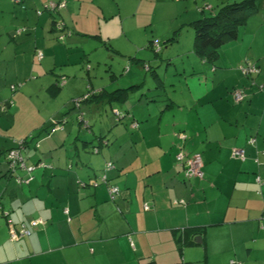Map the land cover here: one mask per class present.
I'll return each mask as SVG.
<instances>
[{
	"label": "crops",
	"instance_id": "1",
	"mask_svg": "<svg viewBox=\"0 0 264 264\" xmlns=\"http://www.w3.org/2000/svg\"><path fill=\"white\" fill-rule=\"evenodd\" d=\"M49 1L64 2L57 15L42 8ZM176 1L189 5L0 0V264H264V0H255L256 12L214 61L193 52V30L155 32L159 4ZM200 1L202 14L237 2ZM54 19L70 30L63 41ZM153 39L158 56L147 47ZM245 60L257 70L244 74ZM145 62L154 82L146 90L140 84L124 103H70L88 86L138 85ZM123 63L128 69L118 77ZM115 108L132 114L138 129L128 115L116 121ZM50 121L64 128L43 131ZM98 136L113 143L92 152ZM24 138L27 166L44 165L19 183L7 173L5 154ZM180 149L202 155V178H184L174 161ZM110 186L119 189L114 198ZM21 223L30 234L11 241L10 227Z\"/></svg>",
	"mask_w": 264,
	"mask_h": 264
},
{
	"label": "trees",
	"instance_id": "2",
	"mask_svg": "<svg viewBox=\"0 0 264 264\" xmlns=\"http://www.w3.org/2000/svg\"><path fill=\"white\" fill-rule=\"evenodd\" d=\"M22 1L23 0H20L19 3H15V4L23 5ZM59 10L60 9L47 10V12H49L51 15H54L55 13L57 15V11ZM256 10H257V5H256L255 0H241V1L225 4L217 8V10L210 15L203 16V17L192 20L190 22V25L193 30V52L201 59H204L207 61H214L218 55L219 49L227 42L232 41L236 38L240 26L244 23L245 19L248 16L254 14ZM200 11L202 12L201 9ZM58 22L60 21L55 20V19L53 20L52 30L59 34V31L54 28L55 24ZM64 29H63V32H64ZM65 31L70 32V30L68 29ZM58 34H57V37H58ZM169 40H172V38H170ZM59 41H63V40H59ZM154 41L155 40H150L147 44V47L150 48L154 52V54L158 56L160 49H161V44H160V41L157 40L158 49L156 50V48H154L153 46ZM143 68L145 71H149L150 65L147 62H145L143 64ZM127 69L128 67L124 69V71ZM60 83L62 84V80L61 82H58V84ZM140 84L141 83H139L138 85L137 83L130 84L126 87L116 88L112 91H107L105 89H101L100 91H94L88 86L87 91L84 94H82L79 97L71 98V104L73 105L74 108H78L79 105L83 102L94 100V99H99V98L108 103H111V102L124 103L126 100L129 99L131 95L130 93H132V91L135 90L136 88H139ZM76 99H80V100L75 102L74 100ZM0 104L6 107V103L2 102ZM114 114H115L116 121H121L123 117L128 115L129 127L132 129H138L139 122L132 116V114H129L127 112H120L116 108H115ZM79 119L82 122L83 126L88 128L86 121H84V119L81 116V113H79ZM62 120H63L62 122H65V118H63ZM63 128H64L63 123L61 122L57 123L55 121H50L49 126H47L46 128H43V131H47L50 134L56 130H62ZM37 136L38 135H35V136L32 135L29 137V139L37 138ZM28 141L29 140L27 138L22 139L21 154H22V150L24 149ZM103 144L107 145V141L104 139V137L98 136L97 145L91 146L92 148L91 151L98 152L99 147H101V145ZM16 148H19V144L11 147L10 149L6 151L5 159H6V155L8 151H10L11 149H16ZM23 160H24V157H23ZM6 161H7V171H8L7 173H9L10 176H13L15 179L17 177L27 176L26 173H24L25 174L24 176H20L17 172L22 171V170L20 169L15 170V169L9 168L8 166L9 161L8 160ZM174 161L176 164H178L175 157H174ZM108 163H110V165H108ZM112 166H113V163L111 161H108L106 162L104 169L106 170ZM98 178L101 181H104V182L107 181V178L104 174L100 175ZM95 181L96 180H94L92 184H95L96 183ZM82 184L84 186L86 185L85 183H82ZM2 209H3V206L0 203V214L1 215L4 213V210Z\"/></svg>",
	"mask_w": 264,
	"mask_h": 264
},
{
	"label": "built area",
	"instance_id": "3",
	"mask_svg": "<svg viewBox=\"0 0 264 264\" xmlns=\"http://www.w3.org/2000/svg\"><path fill=\"white\" fill-rule=\"evenodd\" d=\"M14 3H19L20 0H11ZM64 6V2L59 1V2H52L49 1L47 2L44 6L43 9H47V10H58L60 8H62ZM64 25L61 22H58L55 24L54 28L56 30L59 31L58 34V39L59 40H64L65 35L67 33L63 32V28ZM24 29H17V32L23 31ZM153 46L154 48H156V50L158 49V43L157 40H155L153 42ZM38 57L41 58L42 57V53L38 51ZM240 70L244 73V74H251L253 72H255L256 69V64L249 62L247 60H245L241 65H240ZM64 83V81L62 82V84ZM12 89H14V86H12ZM234 96V100L235 102L240 101V99L242 98V95L239 92H234L233 94ZM80 99H76L74 100L75 102L79 101ZM5 106L0 104V110H4ZM55 130V129H54ZM186 136L184 134L180 135V138L184 139ZM22 141H20L19 144V148L16 149H11L10 151H8L7 155H6V160H8V166L9 168L12 169H20L22 171H24L26 173V177H17L16 181L19 183H27L30 179V172L33 168H35V166L37 167H41L43 166V162H38L35 166H27L26 163L23 160L22 154H21V147H22ZM253 142V139H252ZM233 155L243 159V152L239 151V150H234ZM175 159L178 163V165H180L182 167V171H183V176L185 179H190V178H202L203 176V172H202V166H203V158L202 155L200 153H192V154H187L185 153L182 149H180L176 154H175ZM108 165H110V163H108ZM258 182H261L258 178ZM96 184V183H95ZM94 184V185H95ZM119 193V189L116 186H110L109 187V194L112 198H114L116 195H118ZM148 206L145 205V208H147ZM6 213L4 212L3 215H5ZM41 222V220H34L32 222V224H36ZM30 234V230L28 228H26L25 224H20L19 229H15L14 227H10L9 229V239L11 241L13 240H18L24 236H27ZM174 264H184L182 261L178 262V263H174ZM230 264H240V263H236V262H230Z\"/></svg>",
	"mask_w": 264,
	"mask_h": 264
},
{
	"label": "rangeland",
	"instance_id": "4",
	"mask_svg": "<svg viewBox=\"0 0 264 264\" xmlns=\"http://www.w3.org/2000/svg\"><path fill=\"white\" fill-rule=\"evenodd\" d=\"M167 1V0H166ZM235 1H241V0H235ZM171 2V1H170ZM178 3H169V5L165 4L164 5V9H160L161 8V4H159V6L157 7L158 10L155 12V18L156 19H159V21L155 24L156 26V29H155V32L156 33H159L160 32V26L161 28H165V30L163 31H167L169 32L170 36L172 35V32L175 31V30H180L182 31V34L185 35L187 32H191L192 31V27L190 25V22L194 19H197V18H200V17H203V16H207V15H210L211 13H209L208 10H205L204 13L201 14L198 13L199 12V6H197L198 2L200 3V6L203 7V1H200V0H197V3H195L193 0H188L189 2V5L187 7L183 6V5H180L183 3V1H176ZM212 2V1H211ZM23 3V2H22ZM215 3V2H214ZM215 5V4H214ZM173 17H176L175 19V24L173 26H171V22H170V19L173 18ZM155 40V39H153ZM163 43V42H162ZM89 64V63H88ZM117 65H119V63H117ZM123 65L124 63L119 66V68L117 69V71L115 72V74L119 77V75L124 72V68H123ZM95 67V65H93V68ZM107 69V67L105 68V70ZM144 69V68H143ZM93 70H91V74H90V77L93 78V74H92ZM141 78L139 80V83H141V85L143 86V90H146V82H154V79H151V75L149 73H147V71L145 72V70L141 71ZM106 73V77L109 76V71L105 72ZM85 77H87V74H85ZM102 75V71L100 72V74H98V76H96V80H100L102 79L103 76ZM124 75V74H123ZM149 78L151 80H149ZM136 93V92H135ZM140 93V92H139ZM138 93V94H139ZM134 94V93H133ZM132 94V96H133ZM36 100V99H35ZM37 101H35L36 103ZM71 103V101H70ZM107 108L109 109L110 107L107 106ZM108 130L110 129V126L108 125L107 126ZM111 130L109 131H106L105 134L108 135V132H110ZM106 137V136H105ZM36 139V138H35ZM110 140H106L109 144L113 143L112 139H113V136L112 138H109ZM33 141V140H32ZM31 141V142H32ZM94 142V140L92 141ZM97 145V138H96V141L93 143V146H96ZM101 146H106V145H101ZM92 149V148H91ZM23 156V154H22ZM26 162V161H25Z\"/></svg>",
	"mask_w": 264,
	"mask_h": 264
},
{
	"label": "water",
	"instance_id": "5",
	"mask_svg": "<svg viewBox=\"0 0 264 264\" xmlns=\"http://www.w3.org/2000/svg\"><path fill=\"white\" fill-rule=\"evenodd\" d=\"M199 238H200V236H197V237H196V239H199Z\"/></svg>",
	"mask_w": 264,
	"mask_h": 264
}]
</instances>
